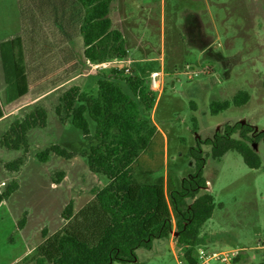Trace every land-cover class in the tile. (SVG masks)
<instances>
[{
  "label": "trees",
  "instance_id": "1",
  "mask_svg": "<svg viewBox=\"0 0 264 264\" xmlns=\"http://www.w3.org/2000/svg\"><path fill=\"white\" fill-rule=\"evenodd\" d=\"M112 2L19 0L22 36L0 43L6 103L29 92L52 89L78 74L80 66L69 44L79 35L87 61L94 65L111 64L98 74L96 91L73 85L54 106L60 122L79 132L83 143L79 155L106 184L93 189V197L77 211L70 201L61 214L64 225L51 235L45 232L43 241L19 264L136 263L138 249L151 250L155 240H168L173 233L182 249V259L195 264L197 248L207 241L202 228L216 206L203 175L204 145L210 146V156L218 161L235 151L249 168L262 166L254 145H264V129L256 130L241 121L227 123L212 137L196 139L188 151L195 172L183 177L180 188L172 189L166 196L163 176H150L165 163V137L149 115L156 92L131 68L113 64L127 60L128 50L122 32L113 28L109 16ZM40 82L43 85L31 86ZM249 99L248 92L239 91L232 101L211 102L210 112L216 115L231 104L241 106ZM48 114L38 104L13 119L0 138V145L22 154L5 163V168L16 172L25 163L30 150L28 133L46 128ZM51 155L67 160L76 153L52 144L39 151L36 158L47 162ZM57 175L54 181L58 184L64 172ZM17 187L14 181L8 184L0 193V204ZM25 223L23 216L18 226L22 228Z\"/></svg>",
  "mask_w": 264,
  "mask_h": 264
},
{
  "label": "rangeland",
  "instance_id": "2",
  "mask_svg": "<svg viewBox=\"0 0 264 264\" xmlns=\"http://www.w3.org/2000/svg\"><path fill=\"white\" fill-rule=\"evenodd\" d=\"M156 5L157 31L147 35L154 44L163 46L166 69L158 78L161 90L156 93V109L150 117L166 135L167 151L164 167L150 176L166 172L170 194L172 189L180 188L183 177L195 172L188 151L198 137H212L225 124L237 121L256 130L264 129V0H157ZM16 36H22L19 0H0V43ZM79 40L81 50L83 38ZM130 57L139 59L133 73L146 80L150 79L151 69H160V62L140 60L132 51ZM103 70L98 69L99 74ZM3 80L1 68L0 97L4 103ZM92 87L93 82L88 81L83 89ZM62 90L44 104L53 116ZM239 91L250 94L246 104H231L227 110L211 114V102L232 101ZM27 99L18 105L26 104ZM50 122L47 129L30 133L31 147L23 166L14 172L3 164L0 172V180L7 179L6 185L14 181L18 186L10 200L14 214L5 205L0 207V264H15L26 250L23 236L16 229L23 216L31 254L45 232L53 233L64 225L61 214L70 201L77 211L93 197V189L105 184L102 177L90 173L79 155L83 148L79 132L62 125L56 117ZM52 144L67 147L76 155L70 160L52 155L47 162L38 161L36 154ZM254 147L262 158L258 169L249 168L238 152L231 151L218 161L210 156V146L203 147L206 190L213 195L216 206L202 228L201 234L207 240L202 247L239 250L230 264L264 261V249H260L264 241V145ZM9 152L15 155L13 150ZM59 172H64L63 183L56 187L54 180ZM175 236L173 233L168 240H156L151 250L138 249L136 263L113 264H178L182 251Z\"/></svg>",
  "mask_w": 264,
  "mask_h": 264
},
{
  "label": "crops",
  "instance_id": "3",
  "mask_svg": "<svg viewBox=\"0 0 264 264\" xmlns=\"http://www.w3.org/2000/svg\"><path fill=\"white\" fill-rule=\"evenodd\" d=\"M156 4H157V0H113L109 16L112 20L113 28L121 31L123 36L125 37L126 46H127V50H128L127 60L120 61V62H114L113 64H120V65H123L127 68H131L133 70L134 69V66H133L134 63H136L139 59H133L130 57L131 51H132L133 54L139 55V57H141L140 60L151 59L154 62L155 61L160 62L159 71H156L155 69H151L150 73L158 72V73H161L162 76H164L165 69H166L165 59H164V50H163L164 48H163V46L159 47L156 44H154L152 41H150V36L148 37V35H147V33H149V32L151 33V32L157 31V25H158L157 19L159 16V12H158ZM17 37H19V36L13 37L12 39L17 38ZM80 37H82V36L79 35V36L75 37V39L69 44V48L71 49V51L75 57V61L80 66L79 73L74 75L70 79H68L62 83H59L58 85H55V87H53L52 89H49L47 91L39 92L36 94H32L29 92L25 96L21 97L20 99L14 101L12 103H6L5 102V98H4L5 81L3 80L4 84H2V87H3L2 96L4 99V103L0 97V105H1V108L3 111V117L0 118V125H1V127H0V138L5 133V131L9 128L13 119L20 117L25 111H27L26 108L29 110L32 107H34L35 105L41 104L48 110V113H49V109L44 104H46L47 101L57 97L59 95L60 89H63L62 91L65 92L68 88H70L73 85L79 86L80 84H78V82L80 79H81L80 83L84 84L83 88L86 87V84L88 83V81L93 82V87L91 90L83 89L80 87L82 90L96 91V88H97L96 87V78L99 74L98 69L109 68V66L111 64L110 63H103V64H99V65H94V64H91L89 61H87V59L84 55V51H85L84 44L82 46V49L79 50V44H80L79 39H80ZM83 43H84V41H83ZM1 68L3 71L2 62H1V55H0V70H1ZM3 78H4V73H3ZM146 81L149 83L148 79ZM41 85H43V83L40 82L36 85L32 84L31 86L35 87V86H41ZM26 98H29V99H27L28 102L26 104H22L21 106L18 105L19 103H21V101L23 99H26ZM155 109H156V100H155L153 109L150 112L153 113L155 111ZM54 117H56V119H58L57 115L53 116V114H51V113L48 114V126L51 123L50 122L51 118H54ZM150 120H151L152 124L155 125L156 128L164 135V137H165V152H166L167 151L166 135L164 134L163 130L159 127L157 122H155V120L152 119V116L150 117ZM48 126L44 129H47ZM36 129H42V128H36ZM36 129H32L29 131V133H28L29 141H30V136H29L30 133ZM30 147H31V143H30ZM9 151L10 150H8V149H6L0 145V172L1 173L3 172L2 171L3 164L5 166V163L13 161L14 159L21 156V154H22L20 151H14L15 155L10 156V155H8V153L10 154ZM70 159H72V158H70ZM70 159H67V160H70ZM165 161H166V153H165ZM90 173H93V172L90 171ZM167 177L168 176L166 175V172H165V174L163 175V178L165 181V192H166V196L169 197V194H167ZM6 181H7V179H5V180L1 179L0 180V189L2 186L6 185ZM62 183H63V181H61L60 183H58V185H55V186L60 187V185ZM105 184H106V181H105ZM13 197H14V192L8 198H5L3 200V202L0 204V207L2 205H5L6 208H8L14 214L15 207H13L12 203L10 202V200ZM16 229H17V231H19L21 233V235L23 236V240L26 243L25 252L20 257H18L16 259L15 264H19V263H22V261L24 260V258L26 256L30 255L31 250L29 248V244L27 241V235L25 234L26 226L20 228L18 226V224H16ZM53 233H50L48 235H51ZM173 237H172V239H173ZM170 244L173 247L172 241ZM179 250L182 251V249L180 247H179ZM177 261L178 262L180 261L179 257H177Z\"/></svg>",
  "mask_w": 264,
  "mask_h": 264
},
{
  "label": "built area",
  "instance_id": "4",
  "mask_svg": "<svg viewBox=\"0 0 264 264\" xmlns=\"http://www.w3.org/2000/svg\"><path fill=\"white\" fill-rule=\"evenodd\" d=\"M160 73L153 72L150 75L149 87L151 90L157 92L161 90V81H159ZM260 249H264V241L260 246ZM239 254V250H209L203 248L202 246L197 248V256L195 264H212V263H224L230 264ZM178 264H188L183 259L178 262Z\"/></svg>",
  "mask_w": 264,
  "mask_h": 264
},
{
  "label": "water",
  "instance_id": "5",
  "mask_svg": "<svg viewBox=\"0 0 264 264\" xmlns=\"http://www.w3.org/2000/svg\"><path fill=\"white\" fill-rule=\"evenodd\" d=\"M244 123V122H243Z\"/></svg>",
  "mask_w": 264,
  "mask_h": 264
}]
</instances>
